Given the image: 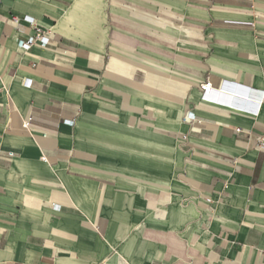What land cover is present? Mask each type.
I'll return each instance as SVG.
<instances>
[{"label":"crops","instance_id":"crops-1","mask_svg":"<svg viewBox=\"0 0 264 264\" xmlns=\"http://www.w3.org/2000/svg\"><path fill=\"white\" fill-rule=\"evenodd\" d=\"M10 15L61 40L20 49ZM252 19L264 0H0V264H264V101L220 90L264 88V27L209 26Z\"/></svg>","mask_w":264,"mask_h":264},{"label":"built area","instance_id":"built-area-1","mask_svg":"<svg viewBox=\"0 0 264 264\" xmlns=\"http://www.w3.org/2000/svg\"><path fill=\"white\" fill-rule=\"evenodd\" d=\"M10 21L13 23L15 28L20 31H25V25L29 26L32 29V33L27 35L26 38H18L16 40L17 46L20 49L28 50L33 45H40L42 47L46 46H55L60 40V36L56 33H50L51 35L47 34L35 21V19L29 15L24 16H17V15H10ZM32 83V80L29 78H25L23 85L29 87ZM222 86L225 88H230V90L235 91L242 100L243 103L236 104L235 102H228L226 103L233 105L234 107L247 110L251 113L256 114L259 109V105L264 101V88L263 89H251L247 87H243L241 85H237L235 83L229 81H223ZM201 91V98L205 101H216L219 100L218 98V91L215 90L214 86L212 85L209 79H205L199 85ZM3 92V87L0 84V95ZM249 102V103H248ZM245 103V104H244ZM248 103V104H247ZM186 118L190 120H200L198 117L194 116L193 113L188 112L186 114ZM68 122H72L68 120ZM41 123H47L50 126H45ZM59 122H47L43 119L36 117L35 115H30L26 120L22 122V127L27 129H37L44 132L57 134ZM234 133H238L240 128L236 127ZM258 147L260 149H264V140H261L258 143ZM42 160H46L45 156H41ZM224 160L228 163L233 165L234 172H240L241 165L236 164L234 159L231 157H226ZM206 201L210 202V198H206Z\"/></svg>","mask_w":264,"mask_h":264},{"label":"rangeland","instance_id":"rangeland-1","mask_svg":"<svg viewBox=\"0 0 264 264\" xmlns=\"http://www.w3.org/2000/svg\"><path fill=\"white\" fill-rule=\"evenodd\" d=\"M185 12L189 13L193 16L196 17V5L193 4H185ZM209 24V23H208ZM209 26H216L218 28H221V30L224 29H235V28H247L249 30L256 29V27L261 26L264 27L263 25H260L256 19H252L251 21L248 22V24H239V23H232V22H227V21H212ZM186 37H188L184 41H188L190 44H196V30H194L192 33L186 32ZM264 38V36H263Z\"/></svg>","mask_w":264,"mask_h":264},{"label":"clouds","instance_id":"clouds-1","mask_svg":"<svg viewBox=\"0 0 264 264\" xmlns=\"http://www.w3.org/2000/svg\"><path fill=\"white\" fill-rule=\"evenodd\" d=\"M220 90H223V91H226V90L232 91V90H230L228 88H225L224 86H222ZM232 92L236 93L235 91H232Z\"/></svg>","mask_w":264,"mask_h":264}]
</instances>
